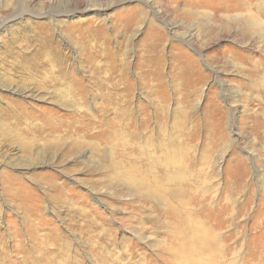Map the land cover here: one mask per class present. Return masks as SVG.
Returning a JSON list of instances; mask_svg holds the SVG:
<instances>
[{
    "label": "rangeland",
    "instance_id": "obj_1",
    "mask_svg": "<svg viewBox=\"0 0 264 264\" xmlns=\"http://www.w3.org/2000/svg\"><path fill=\"white\" fill-rule=\"evenodd\" d=\"M164 1L0 0L9 263L264 264V0Z\"/></svg>",
    "mask_w": 264,
    "mask_h": 264
},
{
    "label": "bare ground",
    "instance_id": "obj_2",
    "mask_svg": "<svg viewBox=\"0 0 264 264\" xmlns=\"http://www.w3.org/2000/svg\"><path fill=\"white\" fill-rule=\"evenodd\" d=\"M164 2H167V0H165ZM63 11V12H62ZM76 11H77V9H76ZM80 11V10H79ZM67 14H69V13H67L66 12V10H59V11H57L56 12V15H59V16H62V15H67ZM52 16V15H51ZM6 23L4 22V24L2 25V26H0V28L1 27H4V25H5ZM248 25V24H247ZM246 25V26H247ZM246 28H248V26L246 27ZM189 44V43H188ZM82 47V46H81ZM179 65V64H178ZM101 68V67H100ZM254 69V68H253ZM262 70V69H261ZM263 71V70H262ZM95 72V71H94ZM256 72V71H255ZM253 76H254V74H253ZM255 77V76H254ZM257 78V77H256ZM261 78V77H260ZM106 79V78H105ZM254 79V78H253ZM177 87V86H176ZM259 90V89H258ZM105 93V92H104ZM109 95V94H108ZM235 95L237 96L238 95V93L236 92L235 93ZM71 102V101H70ZM162 104V103H161ZM163 106V105H162ZM79 107V106H78ZM77 108V107H76ZM77 110H78V108H77ZM77 115V114H76ZM123 120V119H122ZM125 120V119H124ZM129 121V120H128ZM125 122V121H124ZM123 123V122H122ZM118 124V123H117ZM116 125V124H115ZM126 126V125H125ZM131 127V126H130ZM113 128H115V127H113ZM116 129V128H115ZM123 129V128H122ZM62 131V130H61ZM69 131V130H68ZM122 131V130H121ZM107 132V131H106ZM128 133V132H127ZM105 134V133H104ZM109 134V133H108ZM130 134V133H129ZM68 135V134H67ZM111 135V134H110ZM114 135V134H113ZM109 136V135H108ZM136 136V135H135ZM162 136V135H161ZM86 137V136H85ZM84 137V138H85ZM122 137V136H121ZM68 138V137H67ZM110 139V138H109ZM124 139V138H123ZM73 140H75V139H73ZM78 140H80V139H78ZM115 140V139H114ZM73 142V141H72ZM111 143H112V141H110ZM121 142V141H120ZM81 144V143H80ZM79 144V145H80ZM118 144H120V143H118ZM107 145V144H106ZM63 146H65V145H63ZM75 147V146H74ZM167 149V148H166ZM72 150V149H71ZM71 150H70V152H71ZM137 151V150H136ZM144 151V150H143ZM160 151V150H159ZM33 152V151H32ZM151 152V151H150ZM175 152V154L173 153V156L174 155H178L177 154V152L176 151H174ZM139 153H141V152H139ZM144 153V152H143ZM142 153V154H143ZM116 154V153H115ZM125 154V153H124ZM32 155V154H31ZM179 157V156H178ZM139 159V158H138ZM166 161V160H165ZM164 161V163H166ZM176 162V164H177V166H179L180 165V163H181V161H173V160H171L170 162H167L166 164H172V163H175ZM159 165V164H158ZM162 165V164H161ZM150 166V165H149ZM146 167V166H145ZM172 167V166H171ZM155 168H156V166H155ZM173 168V167H172ZM182 168V167H181ZM181 168L180 167H178V169H177V172L175 171V178H177V182L179 183V181L180 182H183V183H186V180L185 179H183V178H185L184 177V172H181ZM159 169V168H158ZM152 170H153V168H152ZM148 171H150V170H148ZM188 171V170H187ZM186 171V172H187ZM145 172V171H144ZM166 172V171H165ZM189 172V171H188ZM146 173H147V171H146ZM155 173V172H154ZM166 174V173H165ZM173 174V175H174ZM188 174V173H187ZM186 174V175H187ZM113 175V174H112ZM146 175H148V173L146 174ZM155 175V174H154ZM174 178V177H173ZM175 178H174V180H175ZM191 178V177H190ZM162 180H163V178H162ZM161 180V181H162ZM167 180H168V178H167ZM176 181H174V183H177ZM188 182V181H187ZM165 183V182H164ZM173 184V183H172ZM154 185V184H153ZM164 185V184H163ZM168 186V185H167ZM156 188V187H155ZM158 188V187H157ZM191 189V188H190ZM162 191V190H161ZM182 191V190H181ZM158 192H160V191H158ZM165 192V191H164ZM156 193V192H155ZM185 193V192H184ZM168 194V193H167ZM188 194H190V192H188ZM174 195H175V197L178 199V200H176V199H174V202H173V204H174V207H176V209L177 208H179L178 209V212H180V211H183V210H187L186 208V205H188V200L186 199V196H185V194L183 195V193L182 192H180V190L179 189H177V191H175L174 192ZM136 198V197H135ZM226 206V205H225ZM227 207V206H226ZM174 217V216H173ZM25 219V218H24ZM179 219H181L182 221H183V219L182 218H178V216H177V221L179 220ZM179 222H180V220H179ZM176 224H180V223H178V222H175ZM195 231L199 234V236H197V238H195V239H191V238H189V243L187 244L184 240H180L179 241V239H177L178 241H179V246H177L176 247V251L173 253L174 254V257H175V259H177V262L178 263H180V264H214V261H213V250H214V248H213V244H212V242L208 239V235H210V231L209 230H206V229H204L203 227H202V225L199 223L198 224V226L195 228ZM177 232V231H176ZM185 233V232H184ZM184 233L183 232H181V231H179L178 230V234H176V236L177 237H182L183 235H184ZM46 240V239H45ZM147 241V240H146ZM133 243H134V241H133ZM212 245V248H211V245ZM177 244V243H176ZM146 245V244H145ZM148 245V244H147ZM162 246V245H161ZM154 247H152L151 249H153ZM158 248V247H157ZM165 248V247H164ZM166 249V248H165ZM0 250H1V246H0ZM170 250V249H169ZM158 251V250H157ZM160 252V251H159ZM167 252H169V251H167ZM51 254V253H50ZM138 254V253H137ZM3 254L1 253L0 254V264H21L22 263V261L20 262H14V263H9L7 260H6V257L5 256H2ZM165 255V254H164ZM163 255V256H164ZM165 257H166V255H165ZM171 257V256H170ZM50 258V257H49ZM168 258V257H167ZM172 258V257H171ZM55 259V258H54ZM161 259V258H160ZM174 258H173V261L175 260ZM165 260V259H164ZM172 260V259H171ZM49 261V260H48ZM50 261H51V259H50ZM166 261V260H165ZM169 261V260H168ZM27 262V261H26ZM54 262V261H53ZM167 262V261H166ZM170 262H172V261H170ZM26 264V263H25ZM56 264H57V262H56ZM173 264V263H172Z\"/></svg>",
    "mask_w": 264,
    "mask_h": 264
}]
</instances>
